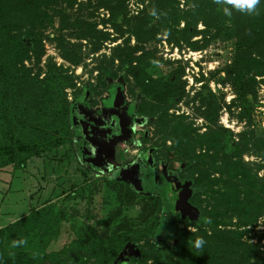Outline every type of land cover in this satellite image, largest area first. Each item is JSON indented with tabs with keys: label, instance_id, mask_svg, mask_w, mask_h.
Wrapping results in <instances>:
<instances>
[{
	"label": "trees",
	"instance_id": "obj_1",
	"mask_svg": "<svg viewBox=\"0 0 264 264\" xmlns=\"http://www.w3.org/2000/svg\"><path fill=\"white\" fill-rule=\"evenodd\" d=\"M52 1L55 0H0V175L3 180L5 177L7 180L9 176L12 178L31 158L65 145L71 150L78 148L80 151L85 143L81 139V127L76 126V119L80 116L76 106L85 103L83 98L92 89L85 87L75 99L77 103H73L66 98L64 91L65 87L72 84L71 78L61 66L50 62L44 76L37 78V75L31 76L29 69L22 64L29 54L39 60L43 34L39 30L41 23L34 22L48 17L44 8ZM72 1L68 0V3ZM103 1L111 16L120 17L124 23L130 21L122 6L124 0ZM187 1L191 5L197 4V0ZM151 2L154 3L152 11L160 13L161 18L156 19L155 23L151 10L145 11L146 8L143 7V13L135 20V44L130 45L124 40L121 46H117L119 68L124 71L125 76L132 77L133 87L143 96L134 115H138L136 119L140 121L144 117L149 118V125L154 127V133L160 137L158 142L146 145L145 141L149 138L147 131L136 132L137 141L144 143L139 146V164L145 166L154 159L163 162L164 171L168 173L175 174L185 170H189L190 175L199 170H205V173L192 183L197 189L196 193L193 194L191 187L188 188V183L184 182L182 188L178 189L174 202L166 197L165 189L162 188L144 193L137 186H131L125 178H101L102 183L114 192L118 205L138 207L135 222L124 217L109 229L110 220L120 212V207H117L113 214L107 216L100 234L88 229L77 238L75 244L89 251L91 264H145L148 259H151L149 264H264V249H259L258 245L259 240L264 238V194L252 179L247 165L239 161L241 150L246 148L249 141L243 136L235 143L236 148L232 153H222L227 129L216 124L219 106L206 83L185 100L186 103L197 102L196 112L207 122L202 132L193 128L192 122H186L183 113H168L170 106L186 95L184 82L179 78L181 71H171L164 77L155 79L146 75L145 69L155 59L142 42L155 39L160 30L159 23L162 19L169 20L173 6L168 0ZM214 4L211 0L203 8L189 10L191 18L182 17L185 24L181 29H173L172 26L175 27L181 19L180 16H173V22L167 27V41L172 40L178 44V38L182 37L195 47V41L189 39L199 32L195 29L197 20L203 22V32L218 28L224 30L226 38L233 42L226 80L233 88L234 102L241 112L240 116L248 118L251 107L246 95L253 93L255 76H261L264 72V0H260L259 15L233 11L228 16V24L224 22L225 14L222 10L219 9L218 13L213 11ZM149 6L150 9L151 5ZM13 7L21 8L23 13L30 15L26 28H15L8 20V10ZM96 32H100L97 38L105 39L106 33L94 31ZM45 37L54 39L49 33ZM67 45H71L67 40L59 42L62 56L75 64L77 59L70 56V51L74 52L73 45L70 48ZM107 76L109 77L108 73ZM112 89L115 90V87L112 86L110 90ZM202 93H208V97ZM166 140L169 141L168 144L165 143ZM230 142L233 143L231 138L228 143ZM263 144L264 138L258 137L251 145L264 154ZM197 147L202 150L201 153L196 151ZM234 156L238 159H234ZM217 157L222 160L218 162ZM260 166L256 165V168ZM142 170L144 173L146 170L152 172L145 167ZM217 172L219 175L214 177L212 174ZM146 175L148 173L142 177V183H150ZM203 179L205 182L202 183ZM94 183L91 180L84 182L74 187L67 196L80 200L87 196L90 199L92 188H96ZM184 185L187 192L178 198ZM86 189L88 191L85 194ZM187 194L189 200L185 197ZM184 202L190 206V213H184L183 207H178L179 215L196 220L198 226L192 232L175 233L162 224L160 213L173 209V205L183 206ZM38 211H31L0 227V264H36L34 254L25 248L32 239L35 222L39 220L33 221ZM260 216H263V230L257 235V242L252 243L248 241L251 237L248 226H252ZM233 218L235 221L232 222ZM209 220L210 223L207 222ZM145 236L154 237L153 243L146 250L139 243V239ZM243 236L245 239H242ZM198 237L205 241L202 250H196L186 243L189 238L194 241ZM22 240L26 244L13 246L14 241ZM167 244L176 249H184L169 250ZM127 246L131 247L129 254L124 253ZM75 263L76 259L70 262L61 259L52 261V264Z\"/></svg>",
	"mask_w": 264,
	"mask_h": 264
},
{
	"label": "rangeland",
	"instance_id": "obj_2",
	"mask_svg": "<svg viewBox=\"0 0 264 264\" xmlns=\"http://www.w3.org/2000/svg\"><path fill=\"white\" fill-rule=\"evenodd\" d=\"M151 1L153 0H124L122 6L130 19L129 22L124 23L120 17L110 15L107 7L103 5V0H73L70 4L68 0H55L44 8L48 17L34 22V24L41 23L39 30L43 34L41 35L42 53L39 60H35L33 55L29 54L22 63L23 67L29 69L31 76L37 75V78H42L50 62L61 66L64 73L71 78L72 84L65 87L64 91L66 98L72 102L85 87L92 89L83 98L85 103L76 106L80 115L76 119V126L81 127V139L85 140V147L80 148L79 151L78 148L71 150L67 145L61 146L39 157L29 159L25 167L18 169L12 178L9 176L7 180H5L6 177L3 180L0 175V227L31 211L37 212V209L40 211L36 213V218L34 217V222L36 219L39 220L35 222L32 239L25 248L34 254L36 264H52L55 259L67 262L76 259L75 264H91L92 257L89 251L75 244L80 235H84L88 229L95 234H100L107 216L113 214L117 207H120V212L110 220L109 229H112L124 217L135 222L138 207L118 205L114 192L102 183L101 178L121 179L120 176L113 175L116 168L133 162L136 158L140 161L139 146L143 142L137 141L136 132L147 131L149 138L145 141L146 145L153 141L158 142L160 138L154 133V127L149 125V118L144 117L142 121L138 120L139 122L135 120L138 115H134V111L137 104L143 101V96L133 87L132 77L125 76L124 71L119 68L117 57V46H121L124 40H127L130 45L135 44V20L143 13V7L146 8L145 11H152L154 3ZM168 1L173 6L169 20L162 19L159 23L160 30L155 39L142 42L144 48L150 50L155 59V62L145 69V74L155 79L164 77L171 71H181L179 78L184 82L186 95L170 106L168 113H183L186 116L185 121L192 122L193 128H197L198 132L205 129L207 122L197 114L195 109L197 102L186 103L185 100L192 97L203 83L207 84L219 106L216 124L227 129L222 153H232L236 148L235 143H238L243 136L247 138L249 143L241 150L239 161L247 165L252 179L256 181L257 187L264 194V154L259 153L251 145L256 142V138H264V72L261 76H255L253 93L246 95L251 107L249 117H241V112L234 102L233 88L226 80L233 42L226 38L224 30L218 28L203 32L204 24L197 20L195 29L199 32L189 39L195 41V47L184 41L182 37L178 38V44L173 43L172 40L167 41V27L173 22V16L181 17L175 27L172 26L173 29H181L185 24L182 17L191 18L192 13L189 10L203 8L211 0H197L195 5H191L187 0ZM213 7V11L218 13L219 6L214 4ZM8 11L7 18L15 28L27 27L31 19L29 14L23 13L21 8L16 7ZM160 15L159 13L154 16V22L161 18ZM224 22L229 23L226 15ZM96 30L106 33L105 39L97 38L100 32L94 33ZM47 33L53 35L54 39L45 37ZM62 39L73 45L74 52L70 51V56L76 58L77 63L73 64L62 56L59 47ZM71 45H67L68 48ZM112 86L115 90L111 93ZM115 93L120 94V101L109 103L108 98L115 96ZM202 94L208 97V93ZM111 114L115 117L112 119L116 122L114 126L118 129L116 136H110L108 133ZM104 123L108 129L105 125L103 126ZM101 134L105 136L100 137ZM230 138L233 143H228ZM88 142L97 144L98 149H96L97 146L96 148L94 146V150L88 148ZM165 143L168 144L169 141L166 140ZM262 147L264 148V144ZM96 150L98 155L95 154ZM196 151L202 152L198 147ZM234 159L238 158L234 156ZM216 160L220 162L222 159L217 157ZM150 162L148 168L151 169L155 165L152 172L146 175L150 183L142 184V186L143 181L141 180V183L138 181L137 189L144 193L160 188L165 189L166 197L171 198L173 202L178 189L182 188L184 182L188 183V188L191 187L193 194L196 193L197 189L192 183L198 176L201 177L205 173V170H199L190 175V171L185 170L172 174L164 171L163 162H157L154 159ZM256 165L261 166L256 168ZM133 167V178L139 180L138 175L142 174L144 165L140 163L139 166ZM147 167L145 169H148ZM212 175L217 177L219 174L217 172ZM89 180L95 181L94 185L96 184V188H92L90 192V199H87V196H84L83 200L67 196L74 187ZM131 182L134 184L133 181ZM87 191L86 189L85 194ZM185 197L188 200L190 198L188 194ZM178 207L180 208L181 205H173L176 211L171 209L160 213L162 224L175 233L196 230L198 222L188 219L187 216L181 217ZM231 221H235V218ZM262 224L263 216H260L252 226H248L251 235L248 241L257 242V235L263 230ZM229 227L233 228V225ZM134 228L136 229L137 226L135 225ZM242 239L245 237L243 236ZM153 241L154 237L145 236L139 239V243L145 250ZM167 245L169 250L184 249ZM258 245L259 249H264V238L259 240ZM128 246L124 249L125 254L131 251V247ZM133 253L136 252L133 251ZM150 262L151 259H148L144 263Z\"/></svg>",
	"mask_w": 264,
	"mask_h": 264
},
{
	"label": "clouds",
	"instance_id": "obj_3",
	"mask_svg": "<svg viewBox=\"0 0 264 264\" xmlns=\"http://www.w3.org/2000/svg\"><path fill=\"white\" fill-rule=\"evenodd\" d=\"M213 2L219 6V9L223 11L226 16H231L233 11L239 12L245 15H259V3L260 0H213ZM153 16H156L155 11L150 13ZM210 223V220L207 221ZM187 245H192L196 250H202L205 244V241L202 237L196 238L194 241L188 239L186 241ZM26 244V241H14L13 246H18Z\"/></svg>",
	"mask_w": 264,
	"mask_h": 264
},
{
	"label": "flooded vegetation",
	"instance_id": "obj_4",
	"mask_svg": "<svg viewBox=\"0 0 264 264\" xmlns=\"http://www.w3.org/2000/svg\"><path fill=\"white\" fill-rule=\"evenodd\" d=\"M111 91V90H110ZM114 90H112L111 91V93L113 92ZM114 98V95H112V96H110L108 99V101H109V103H112V102H116V100H114L113 99ZM117 103H118V101H117ZM112 116H114L113 114H111V115H109V119L111 118V120H110V126H109V134H110V136H113V135H115V133H116V131L118 132V129H117V127L116 126H114V124L116 123L115 121H113V119L112 118H115V117H112ZM116 120V119H115ZM136 121H138L137 119H135ZM140 121V120H139ZM138 121V122H139ZM112 123V124H111ZM106 126V124L104 123L103 124V126ZM107 127V126H106ZM107 129H108V127H107ZM108 130H106V132H107ZM112 131H114V132H112ZM107 135V134H106ZM105 135H103V134H101L100 135V137H104ZM116 136V135H115ZM114 136V137H115ZM101 139V138H100ZM102 140V139H101ZM105 142H107V140H104ZM93 143V142H92ZM92 143H90V142H88V144H89V147L88 148H90L91 150H94V146H95V148H96V146H97V144H95V143H93V144H95V145H93ZM87 144V145H88ZM83 147H85L84 145H83ZM82 148V147H81ZM96 149H98V146H97V148ZM88 151L90 152V150L88 149ZM95 154L96 155H98L97 154V150H96V152H95ZM138 158H136L135 159V161H133V162H130V163H128V164H126V165H124V166H122V167H118V168H116V171L113 173V175L114 176H120L121 177V179H126V180H128L127 182L131 185V186H138V185H136L137 183H141V180H142V177L146 174V173H148V171L146 170L145 172L146 173H144V171L142 170V174L141 175H138V179L139 180H134V176H133V171H132V169L134 168L133 166H137V164H139V161L137 160ZM133 160V159H132ZM150 164H151V162L148 164V165H145L144 167H147V166H150ZM130 166H132V168L130 167ZM153 167H155V165L153 166ZM148 168V169H150V170H152V169H154V168ZM116 173V174H115ZM112 175V176H113ZM127 178H129V179H127ZM131 181H133L134 182V184L131 182ZM139 181V182H138ZM142 184H146V183H141V185ZM148 184V183H147ZM143 186V185H142ZM140 190H142V188L140 189ZM148 192V191H147ZM179 192H181V191H179ZM178 192V193H179ZM186 192H187V190H186ZM185 192V193H186Z\"/></svg>",
	"mask_w": 264,
	"mask_h": 264
},
{
	"label": "water",
	"instance_id": "obj_5",
	"mask_svg": "<svg viewBox=\"0 0 264 264\" xmlns=\"http://www.w3.org/2000/svg\"><path fill=\"white\" fill-rule=\"evenodd\" d=\"M113 99L119 102L120 101V94L115 93V96ZM186 189H187V187H186V185H184L182 191L178 195V198H181L185 194ZM181 207H183L184 213H190V206L187 203L184 202L183 206H181Z\"/></svg>",
	"mask_w": 264,
	"mask_h": 264
}]
</instances>
